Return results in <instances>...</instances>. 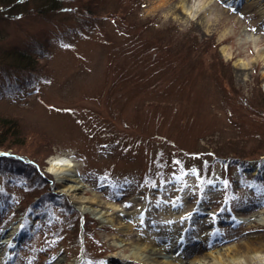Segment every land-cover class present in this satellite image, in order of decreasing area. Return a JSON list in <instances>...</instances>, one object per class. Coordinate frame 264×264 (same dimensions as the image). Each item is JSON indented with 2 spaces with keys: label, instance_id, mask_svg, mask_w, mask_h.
Listing matches in <instances>:
<instances>
[{
  "label": "rangeland",
  "instance_id": "rangeland-1",
  "mask_svg": "<svg viewBox=\"0 0 264 264\" xmlns=\"http://www.w3.org/2000/svg\"><path fill=\"white\" fill-rule=\"evenodd\" d=\"M36 1L7 15L0 0V59L39 45L47 77L14 93V72H0V118L19 124L17 150L35 154L41 192L56 198L15 211L38 184L29 167L0 174V264H144L132 256L143 226L126 224L146 207L164 226L157 246L177 239L174 257L264 248V18L251 0H61L44 15ZM134 55L156 75L124 73ZM57 157L73 160L80 187L62 190L48 169Z\"/></svg>",
  "mask_w": 264,
  "mask_h": 264
},
{
  "label": "trees",
  "instance_id": "trees-1",
  "mask_svg": "<svg viewBox=\"0 0 264 264\" xmlns=\"http://www.w3.org/2000/svg\"><path fill=\"white\" fill-rule=\"evenodd\" d=\"M76 1L83 2L86 0H76ZM124 1H125V10H127L126 7L127 0ZM2 2L6 4L13 3L12 7L10 6L11 10L6 12L7 15L17 14V13H18L17 15H20V12H22V8L24 6L23 4H25V2L14 3V0H2ZM62 4L63 2L61 0H38L33 3L32 8L39 14L44 15L45 12L54 11L55 9L61 7ZM85 19L88 20L89 18L85 17ZM43 51L44 49L39 45H35L32 51L31 50L27 51L23 49H16V50L11 49L0 59V72L2 73V76L3 75L8 76L10 72H14L13 73V77L15 78L14 83L7 82L6 89L11 90L10 88H13L14 93L15 92L21 93L22 90L34 86L38 81L47 80L44 71H42L40 68H37L39 66L38 60L40 57L38 53L40 52L42 53ZM124 61H128V65L131 63V65L133 66L132 68H129L131 67V65L129 67L126 66L127 64L122 65L123 72L124 73L131 72L130 75L132 79L134 78L137 79V77L142 76L144 74H146L145 77L149 79L152 78L154 75H156V73L159 71V68H157V72H154L149 77L148 73L150 70L148 69V67L146 68L142 62H139V58L136 55L129 56L127 59L125 58ZM132 61L136 63H133ZM18 77H21V79ZM141 82L142 81H138V86H140V88H143V86L140 84ZM6 89L3 90V92L6 91ZM230 91L231 93H233V90L231 88L229 92ZM1 93L2 90L0 88V95ZM7 95L10 94L7 93ZM20 137L22 138V133L19 124H17L14 119H9V117L1 116L0 147H3L4 149L0 148V153H4L6 155H0V163L6 164L7 167L1 169L0 174L5 173L7 175L13 176L15 173L19 171L20 169L19 166L29 167L31 170L29 172L28 170L27 172H24V176L27 179L34 182L33 184L36 185L38 184V185L35 188L33 194L28 199L29 201L26 203L23 202V204L21 206L19 205L15 211H23L27 208L32 207L33 205H35V203H38L37 199L40 201L38 206L42 208L44 206V202H49L56 197L53 196V194L46 193V191L41 192V189H44V184H45L44 179H46L47 175L46 174L44 175L43 172H40V165L36 161V158L34 156L35 154L32 155L29 153L19 152V150H21V148L25 146V144L20 140L21 139ZM46 145L43 143V146H45V148H43V152H45V149H47ZM7 148L15 149L17 152L15 151L10 152V150H7ZM63 204L65 208L68 207V205L65 202H63ZM80 222L83 224V227L85 229L86 221L84 217L81 218ZM77 228H79V222Z\"/></svg>",
  "mask_w": 264,
  "mask_h": 264
},
{
  "label": "bare ground",
  "instance_id": "bare-ground-1",
  "mask_svg": "<svg viewBox=\"0 0 264 264\" xmlns=\"http://www.w3.org/2000/svg\"><path fill=\"white\" fill-rule=\"evenodd\" d=\"M188 1V0H187ZM248 1V0H246ZM252 6L256 7V13H259L260 17L264 18V0H251L249 1ZM182 9L187 10L188 3L186 0H180L179 2ZM203 4V3H202ZM190 7V5H189ZM201 5L197 6V9L200 10ZM257 40V37H252ZM258 57L264 58V48H257ZM240 62V61H239ZM242 64H248L247 61H242ZM12 152V151H10ZM75 163L70 157H57L50 159V163L48 169L54 174L57 178V181L61 183L64 180H68L69 183H63L62 190L68 192L69 190H74L75 188L80 187L78 177H76L74 173L73 167ZM253 166V167H252ZM250 167L255 168L254 164H250ZM87 208V207H86ZM87 209H90L89 207ZM91 210H94L92 208ZM159 212V211H158ZM160 213V212H159ZM153 216L156 217V214L153 211L149 210L148 207L145 208V212L142 216H138L137 214H132V223L126 224V227L131 231H128L129 234L134 232V230L140 225L143 226L142 231H135V238L138 240L134 249L132 251V256L143 261L144 264H177L176 261L179 259L182 261L181 264H220L222 261L228 259L230 262L235 263H255V262H264V248L263 245L253 244V242H246L245 244H241L243 249H239L234 254L229 253L228 251L219 250V249H206V253L198 255V250L196 247L192 248L193 252H188L186 255L182 257H174V254H170V251H174L173 249L176 247L177 239L175 237H171L170 242L167 245L157 246V241L162 239V234L164 226L161 227L158 220L154 219ZM151 219V220H150ZM164 220V219H163ZM162 220V221H163ZM108 222L114 223V218H108ZM165 222L171 223V228L176 232L178 226L181 222V217H175L173 220H166ZM153 226V227H149ZM155 226V227H154ZM119 227V225H118ZM156 228V229H155ZM160 231L159 233H155ZM128 234L125 232V235ZM132 235V234H131ZM176 235V234H175ZM15 235H13L14 237ZM144 241V243H143ZM221 241L213 242L212 246L221 244ZM139 243V244H138ZM193 255L194 258L188 261L189 256ZM116 257V256H114ZM160 257L162 259H160ZM164 260V261H163ZM227 260V261H228ZM228 261V262H229ZM52 264H63L61 261H56Z\"/></svg>",
  "mask_w": 264,
  "mask_h": 264
},
{
  "label": "snow or ice",
  "instance_id": "snow-or-ice-1",
  "mask_svg": "<svg viewBox=\"0 0 264 264\" xmlns=\"http://www.w3.org/2000/svg\"><path fill=\"white\" fill-rule=\"evenodd\" d=\"M233 11H235V9H233ZM0 155H6V154H4V153H0Z\"/></svg>",
  "mask_w": 264,
  "mask_h": 264
}]
</instances>
